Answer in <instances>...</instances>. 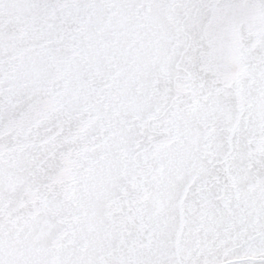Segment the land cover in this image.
I'll return each mask as SVG.
<instances>
[{
	"label": "snow or ice",
	"instance_id": "1",
	"mask_svg": "<svg viewBox=\"0 0 264 264\" xmlns=\"http://www.w3.org/2000/svg\"><path fill=\"white\" fill-rule=\"evenodd\" d=\"M0 264H264V0H0Z\"/></svg>",
	"mask_w": 264,
	"mask_h": 264
}]
</instances>
